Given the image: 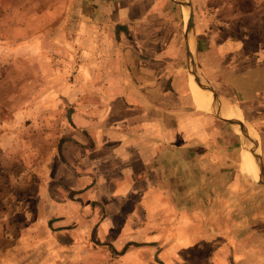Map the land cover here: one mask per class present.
Returning a JSON list of instances; mask_svg holds the SVG:
<instances>
[{"label": "crops", "instance_id": "obj_1", "mask_svg": "<svg viewBox=\"0 0 264 264\" xmlns=\"http://www.w3.org/2000/svg\"><path fill=\"white\" fill-rule=\"evenodd\" d=\"M80 3L70 42L76 62L51 79L55 90L34 96L59 100L46 112L66 120L57 134L49 128L26 140L28 167L16 174L28 193L16 202L23 230L13 237L15 264H23L22 244L28 264H264V145L255 130L264 63L197 62L196 20L190 14L197 37L164 0ZM192 68L228 90L222 96L240 118L201 104ZM239 121L260 141L257 181L240 178L247 140Z\"/></svg>", "mask_w": 264, "mask_h": 264}, {"label": "rangeland", "instance_id": "obj_2", "mask_svg": "<svg viewBox=\"0 0 264 264\" xmlns=\"http://www.w3.org/2000/svg\"><path fill=\"white\" fill-rule=\"evenodd\" d=\"M186 5L200 32L197 62L264 63V22L261 28L256 27L257 17L246 18L241 11L256 6L258 13L264 14V0H189ZM83 8L80 0H0V264H15L13 247L18 244L13 243V237L23 230L15 208L28 191L24 183L18 184L16 174L19 170L23 174L28 167L26 140L39 137L49 128L57 134L58 125L66 120V115L56 109L52 114L46 112L59 100L34 96L46 87L55 90L59 83L50 84L51 79L58 80L65 62H76L77 47L70 42L73 39L76 43L77 19ZM64 10L68 14L61 17ZM254 29L259 31L255 39ZM184 59L182 56L181 62ZM198 72L205 79L200 68ZM210 83L219 94L228 92L219 83ZM260 116L261 126L255 130L264 145V105ZM47 122L53 127L46 129ZM246 143L257 154L255 145ZM14 158L20 162L16 164ZM28 246L20 247V263H30L22 251Z\"/></svg>", "mask_w": 264, "mask_h": 264}, {"label": "bare ground", "instance_id": "obj_3", "mask_svg": "<svg viewBox=\"0 0 264 264\" xmlns=\"http://www.w3.org/2000/svg\"><path fill=\"white\" fill-rule=\"evenodd\" d=\"M171 9L175 18L192 24L190 13L187 9L186 0H164ZM192 36L185 31L186 50L193 49ZM191 80L199 101L211 112L228 118H240L241 112L225 96L217 93L214 86L204 79L197 69L192 68ZM246 140L252 142L251 137L243 129L239 130ZM249 139V140H248ZM253 144V142H252ZM240 178L242 181H257L260 176L259 163L256 160V151L250 145L244 143L239 151Z\"/></svg>", "mask_w": 264, "mask_h": 264}, {"label": "water", "instance_id": "obj_4", "mask_svg": "<svg viewBox=\"0 0 264 264\" xmlns=\"http://www.w3.org/2000/svg\"><path fill=\"white\" fill-rule=\"evenodd\" d=\"M187 2H189V0H186ZM191 20L193 23V25L187 23V22H183V21H175L177 24H182L184 25L193 35H196V31L198 30L196 24H195V21H193V18L191 17ZM196 58H197V48L194 52H192L189 57H188V64H189V67L191 68V65L196 61ZM224 121H228V122H236V120H232V119H222ZM239 124H242L246 131L248 132V134L251 136V138L254 140L255 142V148L257 150V158H258V161L261 163V166L263 165L262 161H261V155H262V150H261V147H260V141L258 140L256 134H254V131L252 130V128L246 123V122H242V121H239L238 122Z\"/></svg>", "mask_w": 264, "mask_h": 264}, {"label": "trees", "instance_id": "obj_5", "mask_svg": "<svg viewBox=\"0 0 264 264\" xmlns=\"http://www.w3.org/2000/svg\"><path fill=\"white\" fill-rule=\"evenodd\" d=\"M256 6H253V8L251 7L250 10L245 11V10H241L243 12V16L246 18H249L251 15H254V17H257L256 20V27L261 28L262 27V22H264V14H259L258 10L255 8ZM243 27V26H242ZM259 35V31L254 29V34L252 35L253 38L255 39V36Z\"/></svg>", "mask_w": 264, "mask_h": 264}]
</instances>
